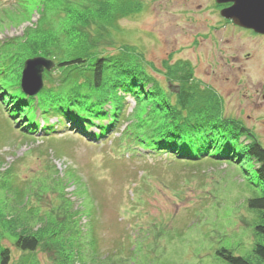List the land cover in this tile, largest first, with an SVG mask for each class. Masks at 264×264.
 Masks as SVG:
<instances>
[{"label": "rangeland", "instance_id": "374dc122", "mask_svg": "<svg viewBox=\"0 0 264 264\" xmlns=\"http://www.w3.org/2000/svg\"><path fill=\"white\" fill-rule=\"evenodd\" d=\"M39 1L29 0L32 5ZM73 1L75 9L54 23L55 34L69 28L68 36L76 28L86 30L90 20H97L96 13L106 16L108 12L105 2L95 6L86 0ZM139 1L121 4L129 8H125L127 14L111 26L105 22L99 35L84 34L95 48L88 52L109 55L122 49L144 55L149 71L165 88L169 80L166 64L187 61L194 75L220 94L225 114L242 119L264 146V38L257 36L260 33L222 26L213 0H192L188 5L187 0ZM20 2L25 0H0V41L22 36L31 23L24 18ZM109 4L115 7L117 2ZM138 4L141 7L136 10ZM199 4L206 6L205 12H198ZM41 17L35 12L33 20ZM215 22L219 27L216 33H209L205 40L199 38ZM67 37L60 43L74 47ZM51 40L48 37L38 46L51 48ZM22 41L21 51L28 55ZM30 58L33 56L27 57L24 65ZM138 81L145 82L143 78ZM141 83L140 90L155 93L152 85L142 87ZM125 88L122 84L119 90L125 92ZM167 91L171 96L170 88ZM127 100L126 112L130 113L135 102L132 94H127ZM209 118L214 124L228 121L222 115ZM11 125L0 101V171L9 167L13 185L19 189H40L41 208L59 210L62 196L71 201L78 211L77 225L69 224L63 240L77 250L83 264H227L218 254L222 248L264 264L253 255L261 238L255 230L260 213L248 205L249 199L262 191L255 161L241 156L236 161L185 162L157 153L149 155L146 150H142L145 156L133 157L121 148L125 125L100 143L66 129L55 133L48 143L43 133L26 137ZM192 130L196 137L201 133ZM62 176L68 183L60 180ZM4 242L12 249L11 264H25V257H30V264H69L43 247L21 258L13 241L7 238ZM53 247L57 256L59 247Z\"/></svg>", "mask_w": 264, "mask_h": 264}, {"label": "trees", "instance_id": "16d2710c", "mask_svg": "<svg viewBox=\"0 0 264 264\" xmlns=\"http://www.w3.org/2000/svg\"><path fill=\"white\" fill-rule=\"evenodd\" d=\"M86 2H94L95 6L101 2L108 3V12L106 16L96 13V19L102 20H90L86 30L76 28L70 32V36L67 33L70 28H62L64 31L61 34H55L54 23L75 9L73 0H41L36 5L25 0L18 4L24 8V18L27 17V22L31 23L24 28L22 36L0 41V101L9 115L11 128L26 137L43 133L48 143L62 129L75 131L76 135L92 143H100L119 133L125 125L120 135L124 139L121 148L124 152H131L133 157L145 156L142 150H146L149 155L157 153L185 162L212 158L216 161H236L241 156L245 160L255 161V174L262 184V191L249 199L248 205L260 213V222L255 224V230L261 238L254 245L253 255L258 262H263L264 146L253 129L242 119L225 114L220 94L198 79L187 61L166 64L169 80L165 88L149 71V64L143 60L144 55L122 49L109 55L90 54L87 49L93 51L95 48L84 34L99 35L97 32L105 22L111 26L127 14L125 8L128 7L121 4L140 1ZM109 2H117V5L114 7ZM137 7L136 10L141 4ZM35 12L42 16L37 21L33 20ZM88 15L86 13V17ZM48 37L53 40L51 48L48 45L39 47V42ZM66 37L71 38L74 47L60 43V39ZM22 40H25L28 55L21 51ZM36 40L39 41L35 43ZM40 54L50 57L56 66L44 73L45 87L33 96L22 88V70L27 57L34 58ZM140 78L145 80L140 81L142 87L150 84L155 93H152V89L145 92L140 90ZM122 84H126L125 92L119 90ZM169 88L172 94L168 98L166 90ZM127 94H132L135 100L130 113L126 112L130 104ZM220 115L228 121L214 124L209 118ZM50 118L57 119V122H49ZM210 120L212 123H209ZM192 129H198L201 133L196 137ZM240 136L247 142L237 140ZM194 139H198L199 143L196 144ZM13 175L9 167L0 171L1 195L4 192L0 197V264H11L13 259L12 249L4 242L7 238L19 249L21 258L35 254L43 247L64 263L83 264L77 250L67 245L68 240H63L69 224L77 225L78 211L72 208L71 201L62 196L57 206L59 210L41 208L40 189L35 192L15 187L11 179ZM63 176L60 180L68 183ZM34 201L39 202L34 204ZM76 230L77 227H74ZM54 245L59 247L57 256ZM218 254L227 264H255L251 257L236 255L226 248L218 250ZM29 259L25 257L22 261L30 264Z\"/></svg>", "mask_w": 264, "mask_h": 264}, {"label": "water", "instance_id": "95a60500", "mask_svg": "<svg viewBox=\"0 0 264 264\" xmlns=\"http://www.w3.org/2000/svg\"><path fill=\"white\" fill-rule=\"evenodd\" d=\"M218 4H229L222 9L221 15L236 25L264 35V0H216ZM55 61L43 56L26 61L22 74L23 89L35 95L44 86L43 73L55 67Z\"/></svg>", "mask_w": 264, "mask_h": 264}, {"label": "flooded vegetation", "instance_id": "af4514ba", "mask_svg": "<svg viewBox=\"0 0 264 264\" xmlns=\"http://www.w3.org/2000/svg\"><path fill=\"white\" fill-rule=\"evenodd\" d=\"M181 2V1H180ZM187 3H186V5H188L190 2H194V1H192V0H187L186 1ZM213 2L215 3V9H216V11L217 12H219V14H217L218 15V20H217V22H219V23H221V25L222 26H224V27H229V26H231V27H233V28H235V30L236 31H239V32H243L244 30H241V28H243V27H241V26H238V25H236L232 20H230V19H226V18H224L223 16H221V11H222V9L223 8H225L226 6H228L229 4H218L217 2H216V0L214 1L213 0ZM198 8H199V10L200 11H198V12H201V11H203V12H205L206 11V6H204L203 7V5L202 4H199L198 5ZM194 15V14H193ZM241 27V28H240ZM208 30L209 31H207V32H205V33H200V34H202V35H198V36H200L199 38H201V39H206V36H208V34L210 33L211 35L215 32L216 33V30L217 29H219V27H218V25H217V23L215 22V23H213V25L211 24L210 26L208 25ZM202 32V31H201ZM257 36H260V37H262V38H264V35H257ZM212 65V64H211ZM213 66V65H212ZM263 66H264V64H263ZM264 70V69H263ZM228 80V79H227ZM202 82H205V81H202ZM206 83V82H205ZM263 99H264V94H263ZM264 101V100H263Z\"/></svg>", "mask_w": 264, "mask_h": 264}]
</instances>
